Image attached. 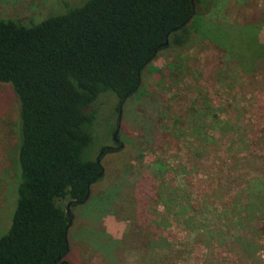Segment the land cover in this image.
<instances>
[{
  "label": "rangeland",
  "instance_id": "1",
  "mask_svg": "<svg viewBox=\"0 0 264 264\" xmlns=\"http://www.w3.org/2000/svg\"><path fill=\"white\" fill-rule=\"evenodd\" d=\"M82 1L0 0V18L36 23ZM197 21L195 43L180 57L163 50L145 67L122 124L114 96L106 93L112 100L99 110L84 157L93 160L109 147L119 127L121 151L100 160L103 176L91 185L92 195L71 209L69 264H228L224 242L235 230L236 209L264 195V47L256 45L264 44V0H218L202 18L208 29L233 34L230 56L207 34L198 37ZM238 27H252L255 40ZM151 101L156 106L148 113ZM141 110L158 129L146 144L131 120ZM19 137L17 99L0 83V236L16 201ZM159 199L174 203L181 216L165 213ZM251 214L246 218L258 222L257 242L240 264H264V206ZM210 230L223 242L208 238Z\"/></svg>",
  "mask_w": 264,
  "mask_h": 264
},
{
  "label": "trees",
  "instance_id": "2",
  "mask_svg": "<svg viewBox=\"0 0 264 264\" xmlns=\"http://www.w3.org/2000/svg\"><path fill=\"white\" fill-rule=\"evenodd\" d=\"M217 2L83 0L65 3L63 11L36 23L0 18V83L9 84L17 99L20 134L16 201L0 236V264H69L71 209L92 195L91 185L103 176L100 160L121 151V143H116L119 127L113 145L101 147L93 160L84 157L93 143L99 110L109 102L106 93L114 96V110H121L116 121L122 124L127 120L121 118L123 111L140 94L145 67L163 50L180 57L195 43L197 19L198 37L207 34L230 56L229 29H208L202 22ZM236 31L249 32L255 40L252 27ZM147 106L151 113L156 102ZM131 120L143 144L158 133L146 113H135ZM159 200L165 213L174 219L181 216L172 211L174 203ZM252 201L241 202L235 211L236 221L230 225L235 230L224 242L231 252L228 264L244 263L255 251L258 222L251 212L264 206V195ZM184 216L186 227L190 219L185 209ZM207 236L223 242L219 231L210 230Z\"/></svg>",
  "mask_w": 264,
  "mask_h": 264
},
{
  "label": "water",
  "instance_id": "3",
  "mask_svg": "<svg viewBox=\"0 0 264 264\" xmlns=\"http://www.w3.org/2000/svg\"><path fill=\"white\" fill-rule=\"evenodd\" d=\"M113 139H114V136H113ZM65 211H66L67 215L69 216V206L68 205L66 206V210Z\"/></svg>",
  "mask_w": 264,
  "mask_h": 264
}]
</instances>
